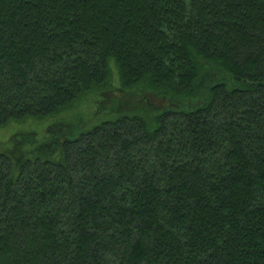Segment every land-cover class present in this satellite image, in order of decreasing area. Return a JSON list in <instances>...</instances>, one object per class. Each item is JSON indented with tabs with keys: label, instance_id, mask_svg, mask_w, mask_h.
<instances>
[{
	"label": "trees",
	"instance_id": "1",
	"mask_svg": "<svg viewBox=\"0 0 264 264\" xmlns=\"http://www.w3.org/2000/svg\"><path fill=\"white\" fill-rule=\"evenodd\" d=\"M50 119L0 264H264V0H0V128Z\"/></svg>",
	"mask_w": 264,
	"mask_h": 264
},
{
	"label": "rangeland",
	"instance_id": "2",
	"mask_svg": "<svg viewBox=\"0 0 264 264\" xmlns=\"http://www.w3.org/2000/svg\"><path fill=\"white\" fill-rule=\"evenodd\" d=\"M116 83V81H114ZM133 96V95H132ZM84 114V115H83ZM82 116L80 117V115L74 118V116L71 117V115H69L68 117V121L71 124H74L75 126L81 128V127H86L87 128H91L93 127L95 124H97L98 122H100L102 120V118H97L94 121H91L90 119H88L89 114L84 113L83 112ZM57 121L55 119H50V122H45V123H33V122H28L29 124L25 125V124H13L10 125L8 127H4V128H0V145L4 146L7 145L8 142L10 141V139L17 134L20 133H26V132H38L39 138H42V133L46 132V130H50V126L54 125ZM59 123H61V121H59ZM76 127V128H77ZM82 129V128H81ZM34 147H31V149Z\"/></svg>",
	"mask_w": 264,
	"mask_h": 264
}]
</instances>
